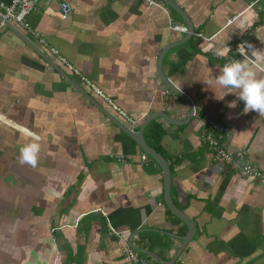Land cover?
Masks as SVG:
<instances>
[{
    "label": "crops",
    "instance_id": "1",
    "mask_svg": "<svg viewBox=\"0 0 264 264\" xmlns=\"http://www.w3.org/2000/svg\"><path fill=\"white\" fill-rule=\"evenodd\" d=\"M59 1L72 6L67 19L58 3L41 2L28 28L14 25L57 68L5 23L0 30V264H126L130 239L169 261L182 245L171 234L188 233L166 205L160 165L142 161L138 143L66 75L106 109L86 81L111 97L132 131L155 113L187 121L155 117L144 128L168 162L174 203L196 227L174 264H264V180L218 170L201 141L205 120L224 122V148L248 150L246 160L264 170V116L244 113L238 90L214 83L225 64L264 51V0H173L195 33L173 48L186 23L161 0ZM163 51L164 75L195 107L190 119L188 103L159 76ZM251 66L264 78V62ZM34 140L37 166L21 165V148Z\"/></svg>",
    "mask_w": 264,
    "mask_h": 264
},
{
    "label": "built area",
    "instance_id": "2",
    "mask_svg": "<svg viewBox=\"0 0 264 264\" xmlns=\"http://www.w3.org/2000/svg\"><path fill=\"white\" fill-rule=\"evenodd\" d=\"M41 2H56L59 5V12L62 19H67L72 13V6L66 1L59 0H9L8 2H0V14L2 20L0 21V30L4 25V20L19 25L21 28H28L26 23V17L29 15L39 3ZM150 5L161 6L156 0H149ZM177 28V27H176ZM40 43H45L44 39H39ZM236 52L242 51L235 48ZM53 54L57 56L59 61L65 62L66 59L57 51L52 49ZM86 78H83V81ZM89 87L92 89L94 95L100 97L108 106L107 109L116 118L121 119V122L126 124H134V120L131 116L119 107L111 97L106 95L99 87L91 84ZM205 128L201 135V141L212 153V164L218 170H224L226 167L234 168L240 175L244 177H252L264 180V170L260 169L256 165H253L250 161L246 160V154L248 150L239 149L235 154L229 152L222 145V141L227 138L231 133V128L221 121L205 120ZM149 156L147 154L142 155V161H147ZM111 231L120 239L123 240V235L120 232L111 228ZM126 264H151L148 259L142 258L139 253L133 249L130 245H126L123 250Z\"/></svg>",
    "mask_w": 264,
    "mask_h": 264
},
{
    "label": "water",
    "instance_id": "3",
    "mask_svg": "<svg viewBox=\"0 0 264 264\" xmlns=\"http://www.w3.org/2000/svg\"><path fill=\"white\" fill-rule=\"evenodd\" d=\"M161 1H163L165 3V5L169 6L171 9H173L177 13H179L183 17V19H184V21L186 23V28L187 29H186V35H185L184 39L181 40V41H178L177 43L175 42L174 44H172L170 48H173L174 46L183 44L191 36H193L195 34L194 33V26L191 23L187 13L180 6H178L173 0H161ZM0 20H2L1 14H0ZM4 23H5V25L7 27L12 29L18 36H20L24 41L29 43L46 61H48L51 65L55 66L54 63L49 59V57H47L38 47H36L33 43H31V41L28 40L27 37H25L19 31V29L16 28V26H14L15 24H13V23H11V22H9L7 20H4ZM164 52L165 51H163V53L161 54L162 57H160L159 63H158L159 76H160L161 80L163 81V83L166 85V87L169 90H171L174 93L178 94L180 97H182L188 103V105H189V107L191 109V111H190L191 114L189 116V119H190L192 113L195 112V107H194L193 103L191 102L190 98L188 97V95H186L176 85L171 83L167 79V77L164 75L163 66H162V60H163V57H164V54H165ZM59 71H60V69H59ZM66 78L70 81V83L72 85L75 86V88L80 93H82L93 104L98 106L108 117H110L112 119V121L116 125H118L123 131H125L130 137H132L138 143V145L141 148V150L145 154L150 156L152 159H154L160 165V167L162 168L163 175H164V198H165L166 205H167L168 209L178 219H180L185 225H187L188 233L185 236H178V235H175V234L174 235L171 234V236H173L174 238L180 239L182 241V245L176 250L174 256L169 261H164L157 254L152 253L150 251H147V250L143 249L142 247H138V246L134 245L132 243L131 239H130V246L133 249L137 250V251H141V252L150 254L153 257H156L158 260L162 261L163 264H174L176 262V260L179 258V256L181 255V253L183 252V250L186 248L187 244L191 241V239L193 238L194 234L196 233V227L192 223L190 218L181 209H179L177 207V205L174 203L172 195H171V174H170V169H169L168 162L166 161V159L159 152H157L153 147H151L147 143V141L145 140V136H144V128L147 126V124L150 122V120L155 118V117H163V118L167 119L169 122L177 124V125H181V124L187 123V121L184 122V121H180L178 119H172L171 117H169L168 115H166L164 113H155V115L152 114L150 117H147V119H145V121L142 123V126H141V128L139 129L138 132L132 131L123 122H121L118 118H116L113 114H111L106 108H104L102 105H100L96 101V99L93 96H91V94L86 92L80 85L75 83L69 76L66 75Z\"/></svg>",
    "mask_w": 264,
    "mask_h": 264
},
{
    "label": "clouds",
    "instance_id": "4",
    "mask_svg": "<svg viewBox=\"0 0 264 264\" xmlns=\"http://www.w3.org/2000/svg\"><path fill=\"white\" fill-rule=\"evenodd\" d=\"M220 54L222 53H218V55ZM251 57L244 56L243 61L234 60L225 64L221 73L215 77L214 83L229 91L238 90V99L244 104V113L254 111L260 116H264V78H258L256 71L251 66L264 62V51L252 50ZM230 107L235 108L236 102H232ZM36 140L21 148L18 157V162L21 165H29L33 168L37 166L40 144Z\"/></svg>",
    "mask_w": 264,
    "mask_h": 264
},
{
    "label": "trees",
    "instance_id": "5",
    "mask_svg": "<svg viewBox=\"0 0 264 264\" xmlns=\"http://www.w3.org/2000/svg\"><path fill=\"white\" fill-rule=\"evenodd\" d=\"M151 130H152V134H154L155 136L157 137L162 136V129H160L159 126L152 127Z\"/></svg>",
    "mask_w": 264,
    "mask_h": 264
}]
</instances>
